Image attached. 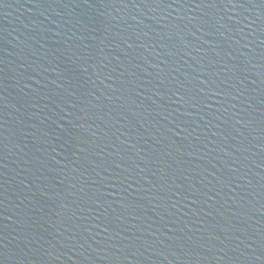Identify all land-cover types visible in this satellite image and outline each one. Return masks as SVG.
I'll return each instance as SVG.
<instances>
[{
  "label": "water",
  "instance_id": "water-1",
  "mask_svg": "<svg viewBox=\"0 0 264 264\" xmlns=\"http://www.w3.org/2000/svg\"><path fill=\"white\" fill-rule=\"evenodd\" d=\"M0 264H264V0H0Z\"/></svg>",
  "mask_w": 264,
  "mask_h": 264
}]
</instances>
